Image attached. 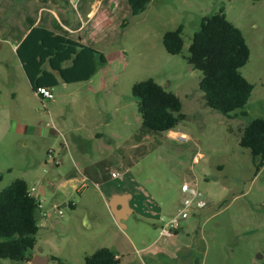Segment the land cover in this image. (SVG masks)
Masks as SVG:
<instances>
[{"label": "rangeland", "instance_id": "obj_1", "mask_svg": "<svg viewBox=\"0 0 264 264\" xmlns=\"http://www.w3.org/2000/svg\"><path fill=\"white\" fill-rule=\"evenodd\" d=\"M222 6L228 20L243 31L251 50L249 62L241 69L255 87L245 107L247 117L237 112L228 118L208 108L199 88L203 75L187 61L201 19ZM0 7L9 11L0 20L5 17L4 26L14 27L17 37L25 33L29 19L50 29L56 19L67 27L84 23L81 32L71 35L94 45L108 59L90 81L60 82L53 89L54 100L41 99L32 91L14 49L15 40L0 25V192L24 179L30 188L49 187L45 210L62 205L67 198L77 202L82 197L108 214L100 206L95 185L89 183L83 195L59 189L60 176L71 170V161L68 169L52 168L45 163L47 152L50 148L57 152L64 138L74 133L89 135L97 109L109 108L115 116L125 104H130L129 111L138 108L132 87L152 78L180 97L186 119L176 131L188 136L181 140L151 132L142 155L129 165L130 176L142 185L150 203L191 197L192 191L183 187L192 185L195 205L203 209L191 213L184 231L185 238L200 248L202 264H264V166L257 173L251 151L240 146V131L254 119L264 118V0H152L137 16L130 14L126 0H0ZM181 24L185 45L181 54L171 55L163 37ZM55 127L63 135L52 134ZM102 154L109 152L99 151L97 156ZM31 192L35 194L36 189ZM61 209L64 220L71 214H85L81 207L75 213ZM73 224L68 221L63 237L57 227L54 242L63 260L84 264L85 255L72 240ZM146 235L141 239L149 245L152 239ZM86 248L89 255L95 252L92 246ZM0 264L24 263L0 258ZM49 264L58 263L51 260Z\"/></svg>", "mask_w": 264, "mask_h": 264}, {"label": "trees", "instance_id": "obj_2", "mask_svg": "<svg viewBox=\"0 0 264 264\" xmlns=\"http://www.w3.org/2000/svg\"><path fill=\"white\" fill-rule=\"evenodd\" d=\"M126 1L130 14L137 16L152 0ZM29 24L33 25L34 21L29 20ZM183 33L184 25L181 24L164 35L163 46L169 54L182 53ZM17 55L35 93L39 87L54 89L60 82L90 81L108 64L103 52L73 39L57 22L53 29L41 23L34 26L18 47ZM250 57L251 50L243 31L228 20L224 6L201 19L187 61L203 75L199 88L208 108L228 118L237 112L243 117L248 116L245 107L255 87L242 75L241 69ZM132 96L148 131H175L186 119L180 97L152 78L135 83ZM240 132V146L251 151L258 173L264 166V118L254 119ZM40 208V199L31 192L24 179L15 180L0 192L1 259L24 264L32 261L40 230L37 222ZM52 260L69 264L59 257H52ZM84 264H120V260L111 248L103 247L87 255Z\"/></svg>", "mask_w": 264, "mask_h": 264}, {"label": "crops", "instance_id": "obj_3", "mask_svg": "<svg viewBox=\"0 0 264 264\" xmlns=\"http://www.w3.org/2000/svg\"><path fill=\"white\" fill-rule=\"evenodd\" d=\"M71 3L73 4V1ZM3 14H9V11L5 12L4 7L0 9V15ZM5 20V17H2L0 25L6 30L8 36L15 40L16 53L31 29L40 24L34 22L33 25H30L28 23L25 33L21 37H17L14 27L4 26L3 21ZM55 22L70 35L81 32L85 28L84 23L75 28L67 27L57 19ZM71 37L75 39L73 35ZM75 40L84 43L78 39ZM129 106L130 104H125L123 108H117L116 117L109 108L97 109L92 115L95 121L88 128L89 135H83L80 132L74 133L68 139L64 138V142L60 144V149L57 152L53 148L48 150L45 163L52 168L68 169L67 166L71 161V170L66 175L60 176L59 189L65 194L70 189L73 194L83 195L89 183L95 185L101 195L100 206L108 214L96 210L90 199L85 203L82 197L77 202L67 198L62 205L54 204L52 208L45 210L43 203L49 187L39 184L37 187L30 188L36 189L34 195L41 202L37 217L40 230L32 261L49 264L52 257L64 259L61 250L54 242L53 234L59 227L62 233V236L59 234L60 237L66 235L69 230L68 221H71L74 223L72 240L75 245L81 247L85 257L89 255L86 250V245H88L92 246L94 251L103 247L111 248L120 260V264H202L200 248L197 243L189 242L186 239L188 236V233L186 234L184 231L188 226L186 220L176 231L163 230L164 225L178 212L180 208L177 206L181 207L182 200L186 196L181 200L163 203H158L153 199L150 203L142 185L133 176H130V163L142 155L144 142L152 134L143 126L138 108L129 111L127 110ZM51 132L55 135L58 132L63 135V132H60V129L56 127ZM168 134L172 138L181 140L188 136L186 133L176 130L168 132ZM99 151L109 152V155L102 154L98 157ZM50 156L54 158L55 163L51 161ZM114 172L120 173V176L113 178L112 173ZM50 186L53 185L50 184ZM191 191L193 194V190ZM124 195H129L128 207L130 210L123 225L120 226L112 213L111 201L115 196ZM193 203L195 204V202ZM61 207L70 208L74 213L81 207L84 208L85 214L76 215V217L71 214L69 220H64V214L60 216L56 213V209H61ZM116 209L119 210L120 206H117ZM202 209L199 208L196 211ZM149 225H152L154 229H151ZM145 233L152 239L149 245L141 239L143 238L141 235ZM40 234L43 236L40 237ZM67 238L69 239V237ZM199 239L201 240L200 237Z\"/></svg>", "mask_w": 264, "mask_h": 264}, {"label": "built area", "instance_id": "obj_4", "mask_svg": "<svg viewBox=\"0 0 264 264\" xmlns=\"http://www.w3.org/2000/svg\"><path fill=\"white\" fill-rule=\"evenodd\" d=\"M37 95L41 97V99H46V100H54L55 95L53 92V89L47 88V87H39L36 91ZM51 161L55 163L56 161L52 156H50ZM120 176V173L114 172L112 173L113 178H118ZM191 184H184V190H193V196L192 197H186L182 200L181 207L178 210V212L170 218L168 223H166L163 227V230H168V231H176L180 229L182 222L187 220L191 213L197 209H199L200 206L195 205L194 202V197L196 196V192L194 189H191ZM35 190V189H33ZM56 213L60 216L64 214L63 210L60 208L56 209ZM26 264H32V261L26 263Z\"/></svg>", "mask_w": 264, "mask_h": 264}, {"label": "water", "instance_id": "obj_5", "mask_svg": "<svg viewBox=\"0 0 264 264\" xmlns=\"http://www.w3.org/2000/svg\"><path fill=\"white\" fill-rule=\"evenodd\" d=\"M128 197L129 195L115 196L111 201L112 213L116 219V222L120 226L123 225V221L125 220V217L127 216L130 210L128 207V199H129ZM117 206H120L119 210L116 209ZM32 264H39V263L36 260H33Z\"/></svg>", "mask_w": 264, "mask_h": 264}]
</instances>
